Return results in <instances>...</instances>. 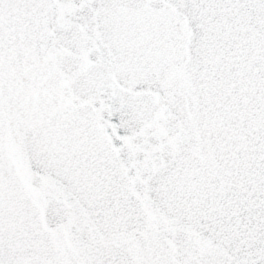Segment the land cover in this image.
<instances>
[{
    "label": "snow or ice",
    "instance_id": "1",
    "mask_svg": "<svg viewBox=\"0 0 264 264\" xmlns=\"http://www.w3.org/2000/svg\"><path fill=\"white\" fill-rule=\"evenodd\" d=\"M0 264H264V0H0Z\"/></svg>",
    "mask_w": 264,
    "mask_h": 264
}]
</instances>
